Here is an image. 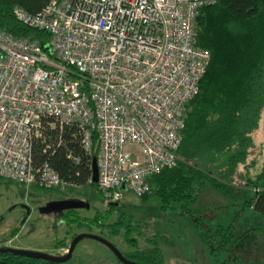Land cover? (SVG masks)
Instances as JSON below:
<instances>
[{
	"label": "built area",
	"instance_id": "obj_1",
	"mask_svg": "<svg viewBox=\"0 0 264 264\" xmlns=\"http://www.w3.org/2000/svg\"><path fill=\"white\" fill-rule=\"evenodd\" d=\"M214 3L50 0L37 14L15 7V19L46 39L0 30V179L63 192L47 161L34 165L33 143L44 137L51 149L44 131L67 127L85 154L97 142L96 186L109 202L148 193L151 178L177 161L185 108L210 61L194 45L196 17Z\"/></svg>",
	"mask_w": 264,
	"mask_h": 264
},
{
	"label": "trees",
	"instance_id": "obj_2",
	"mask_svg": "<svg viewBox=\"0 0 264 264\" xmlns=\"http://www.w3.org/2000/svg\"><path fill=\"white\" fill-rule=\"evenodd\" d=\"M49 2L0 0V30L45 40V33L19 23L13 9L21 7L29 14H37ZM194 45L208 50L210 61L199 92L185 108L177 161L151 178V189L141 200L155 197L161 213L191 218L212 254L224 251L237 256L235 250L249 251L259 244L258 228L243 227L236 231L233 223H209L213 216L200 211L196 204L208 188L234 200L230 183L235 175L240 177L244 172L246 190L252 195L246 200V206L264 217V160L253 176L248 175L255 167V160L251 159L255 148L253 136L264 112V0H215L214 4L200 8ZM73 132L74 128L67 127L62 131H44V136L50 138L51 149H46L44 137L33 143L34 165L47 161L69 190L84 184L94 185L89 182L91 160L98 151L94 141L92 153L85 154ZM60 140L61 144L57 145ZM69 152L80 157L78 163L67 157ZM112 211L116 219L100 225L112 236L122 231L127 239L129 234L139 231V226L133 225L132 219L122 212L121 203L110 202L108 213ZM92 221L99 225L96 218ZM123 255L129 260H133L129 257L141 258L145 264H163L162 253L156 245ZM259 259H252L249 264H261ZM0 260L5 264H55L12 253L0 254ZM239 261V264H248Z\"/></svg>",
	"mask_w": 264,
	"mask_h": 264
},
{
	"label": "rangeland",
	"instance_id": "obj_3",
	"mask_svg": "<svg viewBox=\"0 0 264 264\" xmlns=\"http://www.w3.org/2000/svg\"><path fill=\"white\" fill-rule=\"evenodd\" d=\"M253 139L255 148L251 159L255 160V167L250 170L249 176L256 173L264 160V112ZM243 173L240 177L235 175L230 183L235 192L234 200L208 188L196 204L200 211L207 213L209 217L213 216L209 223H233L236 231L243 227L258 228L256 235L259 244L249 251L235 250L237 256L224 251L212 254L192 219L180 214L161 213L159 201L155 197L142 201L141 196L125 192L124 199L119 202L122 212L132 219L133 225L139 226V231L129 234L126 239L122 231L119 235L112 236L107 228L100 227L113 222L116 213H108L110 202L96 184H84L71 190L66 188L62 192L59 189L37 186L24 187L5 179L0 180V247L13 246L30 250V245H40L43 252L51 254L55 247L61 246L60 242L69 246L73 235L84 233L102 236L125 255L156 245L162 253L163 264H239V260L249 264L255 258H260L259 262L264 264V217L246 206L245 202L251 193L246 190V177ZM56 198H77L87 203L89 208L70 210L69 216V211L62 215L39 212L45 203ZM95 218L99 225L92 221ZM13 232H16L14 236ZM152 242L154 245L150 244ZM66 251L58 255L65 254ZM129 258L133 259L131 261L144 263L141 258ZM64 264L123 263L101 242L84 238L76 245L71 259Z\"/></svg>",
	"mask_w": 264,
	"mask_h": 264
},
{
	"label": "water",
	"instance_id": "obj_4",
	"mask_svg": "<svg viewBox=\"0 0 264 264\" xmlns=\"http://www.w3.org/2000/svg\"><path fill=\"white\" fill-rule=\"evenodd\" d=\"M91 183L96 184L97 177H98V169H97V159L96 157H93L91 160ZM121 188L123 189L124 186L122 185ZM81 208H89V205L79 199H63L58 201H51L47 203L45 206L41 207L39 209V212L42 214H48V213H55L60 212L64 210H71V209H81ZM84 238H90L97 240L104 244L106 247H108L115 257L122 262L123 264H144L139 263L135 261H131L127 259L117 248L114 244H112L107 239L103 238L99 235H93V234H77L73 237V239L70 242V245L68 246V249L65 254L62 255H52L41 251H33V250H26V249H19L14 247H0V254L2 253H12L15 255L35 259V260H42L50 263L55 264H64L68 262L73 254V251L82 239Z\"/></svg>",
	"mask_w": 264,
	"mask_h": 264
},
{
	"label": "crops",
	"instance_id": "obj_5",
	"mask_svg": "<svg viewBox=\"0 0 264 264\" xmlns=\"http://www.w3.org/2000/svg\"><path fill=\"white\" fill-rule=\"evenodd\" d=\"M10 247H13V246H10ZM30 250L41 251V252L44 251V249L40 248V245H36L35 247H33V245L32 246L30 245ZM65 251H66V247L61 245V246L55 247L52 250L51 254L52 255H58V254H61V253L65 252Z\"/></svg>",
	"mask_w": 264,
	"mask_h": 264
},
{
	"label": "flooded vegetation",
	"instance_id": "obj_6",
	"mask_svg": "<svg viewBox=\"0 0 264 264\" xmlns=\"http://www.w3.org/2000/svg\"><path fill=\"white\" fill-rule=\"evenodd\" d=\"M63 199H77V198H56L53 200L48 201L47 203L51 202V201H58V200H63ZM45 203V205L47 204ZM44 205V206H45ZM71 210H77V209H71ZM66 211H70V210H64V211H60V212H55V213H48V214H53V215H62L64 212Z\"/></svg>",
	"mask_w": 264,
	"mask_h": 264
}]
</instances>
